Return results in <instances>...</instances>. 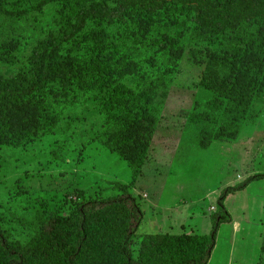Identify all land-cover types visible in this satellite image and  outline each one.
Wrapping results in <instances>:
<instances>
[{
  "label": "trees",
  "instance_id": "trees-1",
  "mask_svg": "<svg viewBox=\"0 0 264 264\" xmlns=\"http://www.w3.org/2000/svg\"><path fill=\"white\" fill-rule=\"evenodd\" d=\"M167 5L190 8L194 24L217 35L264 20V0H112L104 5L93 0H0V140L41 134L68 100L76 103L85 97L98 101L97 114L108 118L100 131L101 144L137 174L168 94L165 80L175 77L184 47L159 44L150 57L129 56L112 53L116 44L106 37L112 25L136 22L115 17L131 18L137 11L152 15ZM250 54H213L198 73L190 116L201 148L213 140L235 139L244 123L262 112L264 51L256 59ZM149 62L157 74L149 75ZM5 68L14 72L6 75ZM255 180H264V173L221 190L207 234L136 236L143 211L121 185V194L47 216L21 247H13L0 229V264H92L105 259L108 264H207L220 224L231 221L225 198ZM141 236L134 257L133 240Z\"/></svg>",
  "mask_w": 264,
  "mask_h": 264
},
{
  "label": "rangeland",
  "instance_id": "rangeland-1",
  "mask_svg": "<svg viewBox=\"0 0 264 264\" xmlns=\"http://www.w3.org/2000/svg\"><path fill=\"white\" fill-rule=\"evenodd\" d=\"M133 17H115L136 22L109 27L106 39L116 44L112 53L150 57L158 53L159 44L184 47L175 77L165 80L168 94L146 158L135 174L125 159L102 145L100 131L108 126V118L97 114L98 101L85 97L76 103L68 100L51 128L41 134L0 140V229L13 247L34 237L47 216L121 194V185L146 214L136 236L207 234L221 190L264 173V106L235 139L213 140L206 149L198 145V129L190 116L194 83L210 57L252 53L256 59L264 51V20L217 35L195 25L190 8L167 5L152 15L137 11ZM78 18L76 13L74 19ZM140 19L153 23L141 25ZM255 45L259 50L252 49ZM147 67L149 75L157 74L151 62ZM3 72L10 75L14 69ZM261 75L259 81H264L263 70ZM224 207L231 221L220 224L207 264H264V180L227 195ZM141 238L133 240L134 257Z\"/></svg>",
  "mask_w": 264,
  "mask_h": 264
},
{
  "label": "crops",
  "instance_id": "crops-1",
  "mask_svg": "<svg viewBox=\"0 0 264 264\" xmlns=\"http://www.w3.org/2000/svg\"><path fill=\"white\" fill-rule=\"evenodd\" d=\"M143 211H144V210H143ZM143 214L146 215L144 212H143ZM144 215H143V218H144ZM142 222H143V219H142ZM142 222H141V223H142Z\"/></svg>",
  "mask_w": 264,
  "mask_h": 264
}]
</instances>
